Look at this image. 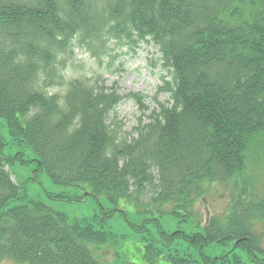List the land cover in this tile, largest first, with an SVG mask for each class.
Returning <instances> with one entry per match:
<instances>
[{
	"label": "trees",
	"instance_id": "16d2710c",
	"mask_svg": "<svg viewBox=\"0 0 264 264\" xmlns=\"http://www.w3.org/2000/svg\"><path fill=\"white\" fill-rule=\"evenodd\" d=\"M112 43L132 51L153 45L170 75L161 89L167 102L130 139H120L108 117L124 98L143 109L142 96L64 74L75 49L101 66ZM58 87L62 93L52 92ZM0 118L34 155L35 171L73 188L76 200L137 207L149 195L144 214L170 208L184 223L205 186L240 174L249 145L264 134V0H0ZM11 162L0 156V262L109 264L93 250L117 242L105 229L117 210L69 220L24 199L6 170ZM245 196L234 203L238 214L210 218L200 233L167 236L154 219L131 223L147 242L143 262L264 264L251 222L264 220V201ZM153 221L158 239L147 229ZM179 236L189 252L168 250ZM231 243L217 260L204 254ZM241 245L248 263L236 253Z\"/></svg>",
	"mask_w": 264,
	"mask_h": 264
},
{
	"label": "rangeland",
	"instance_id": "374dc122",
	"mask_svg": "<svg viewBox=\"0 0 264 264\" xmlns=\"http://www.w3.org/2000/svg\"><path fill=\"white\" fill-rule=\"evenodd\" d=\"M116 43L110 45L111 50L104 57V65H99L98 59H93L86 52L75 49L74 56L65 71L66 80L74 78H86L95 80L100 77L107 88H115L118 94L126 96L128 94H139L143 97V109L131 99H122L115 108L114 114H110L108 122L114 123L119 128L120 139H130L136 136L135 128L139 124L149 122L151 112L156 108L157 103H166L169 94L161 89L164 82L170 79L168 69L163 66L161 55L153 45L139 44L133 51L127 47L118 48ZM63 88H55L52 92L62 93ZM0 156L9 157L12 162L7 167V171L12 181L22 187L28 200H39L55 211L63 212L69 220L90 219L93 216H102L103 210H117L107 221L105 219V229L116 236L117 242L110 246L93 250L96 258L109 264L134 263L145 264L142 260L144 247L147 244L143 238L144 234L138 236L129 227L130 224H140L142 219H154L162 229L161 233L167 236L174 232H184L186 235L200 233L203 226L210 218L225 221L231 214H238L235 209V201L241 192L246 193V199L250 201H264V134L255 138L249 145L245 154V166L240 174L226 182H218L205 186L206 193L197 199L191 207V213L180 223L168 212L170 208L160 215L149 206L146 214L149 195H145L143 202L139 201L137 207L132 203L119 200L116 207H110L103 199H92L88 197L82 201L76 200L73 188L55 186L44 172H36L34 155L28 149L17 146L11 138L5 121L0 118ZM64 196L63 198H61ZM73 199V200H72ZM247 206L250 208V203ZM120 212H119V211ZM150 210L156 213L154 216ZM123 213L125 214L123 216ZM166 213V214H165ZM147 226L150 235L158 239L155 223ZM252 222V233L255 235L258 250L264 252V220L254 219ZM122 237V238H121ZM180 236L174 243L169 244L170 251L187 249V240L183 243ZM149 240V238H147ZM234 245V244H233ZM232 243L227 248L216 247L205 251L209 259L217 260L220 256L231 249ZM243 246H239L237 254L247 262V255L240 252ZM189 252V249H187ZM172 253V252H170ZM236 254V255H237ZM261 257L259 252H256ZM0 264H20L13 260H4ZM164 264V263H160Z\"/></svg>",
	"mask_w": 264,
	"mask_h": 264
}]
</instances>
